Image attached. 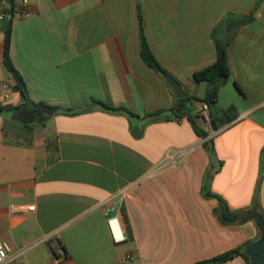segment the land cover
Returning <instances> with one entry per match:
<instances>
[{
	"label": "crops",
	"instance_id": "obj_1",
	"mask_svg": "<svg viewBox=\"0 0 264 264\" xmlns=\"http://www.w3.org/2000/svg\"><path fill=\"white\" fill-rule=\"evenodd\" d=\"M0 2L15 11L10 56L30 98L78 111L34 129L0 115V239L25 250L10 264H193L260 238L254 219L223 223L203 186L212 139L222 165L209 190L242 216L255 211L259 189L264 212V0H30L27 18L21 0ZM139 8L156 60L187 94L196 95L194 74L216 62L226 30L230 77L215 108L233 107L235 119L216 129L211 109L205 118L192 100L203 138L189 111L176 112L185 103L141 57ZM5 27L0 20V103L18 106L24 99L3 62ZM96 102L180 116L130 121ZM122 191L126 240L116 243L107 210ZM59 245L68 259L57 263Z\"/></svg>",
	"mask_w": 264,
	"mask_h": 264
},
{
	"label": "trees",
	"instance_id": "obj_2",
	"mask_svg": "<svg viewBox=\"0 0 264 264\" xmlns=\"http://www.w3.org/2000/svg\"><path fill=\"white\" fill-rule=\"evenodd\" d=\"M13 15H14V9L12 7L8 11V16L5 20L6 22L5 51L3 55V62L6 69L12 74L14 80L16 81V89H18L21 92L24 102L18 106H4L0 103V115L10 118L15 123L25 128L34 129L35 127L44 125L45 122L54 115L77 114L78 111H74L68 108H63L60 106L49 105L45 102H35L30 98L23 76L15 67L10 56ZM240 23L242 22H239L237 25H239ZM139 27H140V36H141L142 59L149 67L158 71H164L160 67L158 61L156 60L148 44L143 27V17L140 8H139ZM216 51H217L216 62L211 66H208L203 70L196 72L194 74V78L197 86H199L201 81L205 79L209 80L207 96L201 102L207 104L208 107L211 109L210 112L211 122L214 125V127L217 129L220 126L224 125L225 123L235 119L237 113L235 112V109L233 107L228 110H216L215 108V105L217 104L218 101L219 89L224 83L228 81L230 77V69L228 66V56H227V44H224L220 41H216ZM192 100H197L195 94H188L186 98L178 99V102L192 106V111L187 113L186 115L189 121L191 122L196 134H198V136L200 137L207 138L208 133L197 122V119L200 115L194 113L195 108H193V105L190 104ZM96 104L99 105L103 110L124 114L129 118L130 121L141 118L148 119L149 121H159V120L167 121L174 117L180 116V114L175 113L174 111L175 109H172L170 111L160 110L154 113L146 114L145 116L141 117L138 114L132 112L130 109H128L125 106H118V107L108 106L102 102H96ZM89 110L90 108H85L82 110V112ZM142 132H143V127L140 129V131H133V134L136 137H141ZM204 148L206 149V151L210 156L211 163H210V168L206 172V178L203 186V195L208 198H215L218 201L219 207L215 210V214L223 223L231 224V223L240 222V220L237 218L240 212L230 210L226 202L220 196L213 194L211 190H209V186L207 182H209V180L212 179L213 175L218 171V168L222 165V161L217 160L214 149V143L212 139H208L205 141ZM263 174H264V149H263V159H262V176ZM259 195L260 194L258 189L256 193L254 209L262 216H264V212L260 205ZM252 243L253 242H247L238 248L228 250L215 257L198 261L193 264H222L238 256H241L247 262V264H251L250 257L246 254V249Z\"/></svg>",
	"mask_w": 264,
	"mask_h": 264
},
{
	"label": "built area",
	"instance_id": "obj_3",
	"mask_svg": "<svg viewBox=\"0 0 264 264\" xmlns=\"http://www.w3.org/2000/svg\"><path fill=\"white\" fill-rule=\"evenodd\" d=\"M21 12L24 18L30 16V0H21ZM10 8H7L3 5V2H0V20L5 21L8 16V11ZM15 12V11H14ZM209 107L207 104L203 103L199 114L205 118H208ZM127 197V192L122 191L117 195L118 203L117 205H112L107 210V225L110 230V234L116 243H121L126 240V232L122 225L121 221V208ZM12 210H17L15 205L11 206ZM35 206H29L28 210H34ZM25 250L17 249L14 250L9 242L0 239V264H10L17 261L20 257L23 256ZM68 259L67 252L62 245H59L54 251V260L55 262H62Z\"/></svg>",
	"mask_w": 264,
	"mask_h": 264
},
{
	"label": "water",
	"instance_id": "obj_4",
	"mask_svg": "<svg viewBox=\"0 0 264 264\" xmlns=\"http://www.w3.org/2000/svg\"><path fill=\"white\" fill-rule=\"evenodd\" d=\"M225 34L226 30L222 29L217 35V39L222 43L226 42V40L224 39ZM159 72L164 76L170 86L174 89L179 99L187 97L188 94L186 93L182 85L172 75L164 71ZM208 86L209 80L205 79L200 82L198 91L196 93V98L198 101H202L206 98ZM185 111H192V106L190 107V105L184 104L180 105V107L176 110L177 113H182ZM238 218H248L255 220L258 228L261 231V236L258 240L248 246V248L246 249V254L250 257L251 264H264V216L256 211L248 210L245 211L242 216H238Z\"/></svg>",
	"mask_w": 264,
	"mask_h": 264
}]
</instances>
